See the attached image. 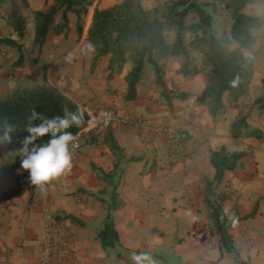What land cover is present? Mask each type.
I'll return each mask as SVG.
<instances>
[{
    "label": "crops",
    "instance_id": "obj_1",
    "mask_svg": "<svg viewBox=\"0 0 264 264\" xmlns=\"http://www.w3.org/2000/svg\"><path fill=\"white\" fill-rule=\"evenodd\" d=\"M53 3L54 0H28L25 7L32 17L24 13L25 7L21 10L27 19H33L35 10L46 11ZM68 17L69 27L65 31L54 33L52 29L44 43L38 44L40 58L37 65H30V59L24 57L21 63L24 65L17 67L13 79L16 84L7 88L0 100L18 86L48 84L84 107L113 108L120 113L146 118L163 129L176 130L182 125L193 134L187 145L191 150L187 160L191 184H172L170 176L164 177L158 167L157 161L168 149L163 132L108 124L102 129V143L95 144L90 138L81 150L73 152L71 174L54 181L44 192L32 184H19L12 179L4 184L0 178V194L6 190L19 191L17 196L0 202V264H40L46 211L61 216L71 231L73 242L65 264H133V254L140 253H148L155 264H161L166 259L163 252L171 256L172 264H227L224 261L227 260L226 248L220 243V235L209 224L205 225L210 221V208L204 201L206 180L215 176L210 152L222 147L228 152L247 153L235 169L225 172L216 188L218 194L227 196L223 202L226 230L233 249L241 258L251 264H264V136L234 139L231 126L235 119L227 121L220 117L222 113L214 118L206 104L196 101L206 87L205 84L194 87L197 79H204L200 74L193 75L188 86L181 88L191 96L174 98L172 106L168 101L160 100L162 96L157 93L154 73L148 80L142 78L135 99L126 100V74L132 68V62L128 60L121 73L109 78L110 55L102 56L93 66L94 53L89 54L84 47L89 43L87 37L76 36V13L68 12ZM59 23H62V11L55 17V24ZM68 33L70 36L66 37ZM34 35L33 32L30 38ZM70 53L72 59L68 60L66 57ZM0 69L3 74L7 66ZM29 70L34 73L25 72ZM181 79L182 74H178V84ZM250 126L264 133V127ZM110 132L125 150L119 167L122 204L115 212L120 243L115 249L104 248L99 238L106 210L94 195L107 184L96 168L102 167L105 172L114 169L115 155L105 141ZM9 158L17 167L20 179L30 180L29 172L21 167V161L15 160L8 144H0V169ZM201 176L205 182L200 181ZM169 214L173 215L176 224L174 238L173 235H162L161 231L146 229L159 215L165 218ZM148 230L154 232L148 235ZM165 237L168 241L178 239L174 246H169L165 244ZM165 246L172 251L164 250ZM166 264L171 262L168 260Z\"/></svg>",
    "mask_w": 264,
    "mask_h": 264
},
{
    "label": "trees",
    "instance_id": "obj_2",
    "mask_svg": "<svg viewBox=\"0 0 264 264\" xmlns=\"http://www.w3.org/2000/svg\"><path fill=\"white\" fill-rule=\"evenodd\" d=\"M5 1V0H2ZM20 1L21 6L17 4ZM96 0H55L46 11L35 10L36 20L35 42L42 45L48 33L54 29L61 33L69 27L68 12L77 15V31L81 36L84 31V16L88 14L90 7ZM259 0H229L226 7L229 8L233 20L228 32L216 33L212 25V15L198 0H165L162 6L148 9L142 0H123L107 8L95 7L92 22L88 30V39L95 45L93 66L106 55H110L108 65L111 78L115 73H121L125 64L131 58L133 66L126 74L128 90L126 100L137 97L138 84L142 80L147 65H151L156 78V83L162 88L163 95L170 106L173 99H186L191 96L186 91H171L167 93L166 82L167 62L169 55H183L185 62L180 68L184 76L203 73L208 84L202 91L206 99L210 114L216 118L225 108L224 97L228 93L232 101L237 102L250 92V86L254 74L253 46L256 42L255 31L264 27V18L260 15L245 11L247 5ZM10 8L7 17L10 24L20 38L25 35L26 16L21 7L27 6V0H9ZM62 11V23L55 24V17ZM189 14L197 16L198 20L187 23ZM175 31V41L169 43L167 32ZM186 31L191 33L189 43H186ZM233 43L237 46L233 47ZM17 47L21 54L18 62L22 63L24 56L21 51L22 44L13 37L1 36L0 45ZM250 52L247 54L245 50ZM191 50L202 53V63L194 62ZM263 94L256 99V105L260 112L264 113V77L261 79ZM76 111L77 107L84 112V123L79 127L69 129L73 134L79 132L89 122V115L74 98L67 95L57 87L48 84L35 86H18L11 90L0 100V120L7 119L17 126V132L12 134L11 143H7L15 156L16 161H21L19 149L22 147L23 138L28 135L24 131L26 118L32 109L42 113L46 117L63 115V108ZM40 121H34L38 124ZM234 139L256 136L261 138L264 133L261 129L252 128L248 123V117L242 115L236 118L231 126ZM50 136L38 140L44 143ZM106 143L115 155L114 169L105 172L102 167H97L100 177L107 184L95 197L102 202L106 210L104 227L99 232V238L104 248H115L120 243V233L115 223V212L121 206L119 185V167L124 158V147L110 132L105 138ZM244 151L228 152L225 147L210 152V162L215 168V176L212 180H206L204 201L210 208L215 232L220 235V243L226 249L235 252L239 264H251L247 259L239 257V253L233 249L232 240L226 230L227 217L223 209L226 199L224 193H217V185L222 181L227 170L235 169L240 160L246 156ZM19 184H25L20 179ZM31 184V183H28ZM18 190H6L0 194V202L15 197ZM75 219L74 216H70Z\"/></svg>",
    "mask_w": 264,
    "mask_h": 264
},
{
    "label": "rangeland",
    "instance_id": "obj_3",
    "mask_svg": "<svg viewBox=\"0 0 264 264\" xmlns=\"http://www.w3.org/2000/svg\"><path fill=\"white\" fill-rule=\"evenodd\" d=\"M122 1L123 0H96L95 3L90 7L88 14L84 16L83 34L80 36L79 33H77L76 36H79V38L87 37L86 39L90 42V40L88 39V30L92 22V16L95 7L98 6L99 8H107ZM198 1L205 7V9L209 13H211L213 18L212 25L216 33L219 34L223 32H228L230 30L233 20L231 18L229 8L226 7V4L229 0H198ZM142 2L146 8L152 9L156 6H162L165 3V0H142ZM17 4L21 6L20 1H18ZM24 7L25 6H22L21 9ZM9 8H10L9 0H5V1L0 0V37L1 36L13 37L15 35V38L18 39L22 44L21 51L23 56L25 57V60L26 57H28L30 59V65L35 66L38 64V59L40 58L39 45L36 44L35 42V35L34 37L30 38V35L33 32L35 34V27H36L35 17L33 19L26 18L27 23H26L25 35L23 38H20L17 32L11 26L9 21L10 19L7 17V12ZM24 10H25L24 13L28 14L27 15L28 17H32V13L28 9H26V7ZM245 11L248 13L260 15L264 18V0H259L257 2L247 5ZM197 20H198L197 16L193 14H189V16L187 17L188 24ZM54 33H56L55 30ZM255 33L257 39L252 49L253 57H254V74L250 86V92L248 95L241 97L237 102L232 101L229 94L226 93L224 97L225 108L222 114L220 115V117L224 118L227 121L228 120L232 121L233 119H236L242 115H246L249 117V122L252 126L258 125L259 127H264V113L259 111L258 106L256 105L255 102L256 99L263 94L261 79L264 77V27L256 30ZM68 36H70L69 33L66 37ZM185 36H186L185 39L186 43H189L191 39V33L189 31H186ZM167 40L169 43H173L175 41L174 30H169L167 32ZM235 46H237V44L233 43V47ZM245 52L248 54L250 50L246 49ZM20 54L21 52L17 47H12L4 44L0 45V68L7 66V70L4 71L3 74H1L0 72V96L7 90V88H11L16 84L13 81V79L16 77L17 67L20 66L21 64L17 62V59L19 58ZM191 54L193 56L194 62L200 65L202 63V58H203L202 53H200L197 50H191ZM129 60L132 62L131 58ZM166 62H167V73L165 78L168 85L167 93L172 94L171 91H177V90L181 91V88H186L190 82V78H193V75L184 76L182 74V79L180 81V84H178L176 80L178 74H181L180 68L183 66L185 62V57L183 55H178V56L169 55L166 58ZM21 65H24V63ZM168 66H169V70H168ZM32 70H35V68ZM146 70H147V74H146ZM25 72L34 73V71H30V70ZM152 73H154V70L152 66L148 64L145 69V73H144L145 76H143L145 77V80H148L149 77L152 76ZM199 74L203 75L204 79L202 80L197 79L194 85L195 88H200L203 87L204 84L205 85L208 84V80L205 77V75L203 73H199ZM154 83L158 86L157 93L159 92L162 96L160 100H162L163 102H167V99L163 95L162 88L156 83L155 73H154ZM198 96L199 97L198 99H196V101H198L200 104L202 103L205 104L206 99L203 97L202 93H200ZM179 126H180L179 128H182L189 133L188 136L189 139L188 144H189V141L190 139H192L193 134L191 135L190 130L187 129L186 127H183L182 125ZM91 139H94L92 142H95V144L102 143V138L93 137ZM166 148H168L167 151L164 149L163 151L166 152L163 154V157L159 159L160 163L157 161L158 167L161 169V171L164 172V177H167V175H169L171 181H173L172 184H191V182L189 181V179L191 178L190 177L191 169L188 167L187 164V160L191 154L190 148L187 147L185 153L177 152V149L175 148H169V147ZM171 150L174 151L172 152ZM9 159L10 160L8 159L5 160L6 163L0 169V174H1L0 178L2 183L4 182V184L10 182V179L16 180L18 182V180L21 178L20 175L17 173V167H15L13 163H11L13 162V160H11V158ZM178 167L179 170H177ZM204 176L205 178L207 177V175ZM203 180L204 177L201 176L200 181L205 182V180L204 181ZM28 183H31L30 180H25V184ZM206 224H209V227L213 228L212 230H214L215 232V226L213 219L211 218V215H210V221L208 222L206 221L205 225ZM175 225H176L175 220L172 214H169L165 218L159 215L158 217H156L154 224H152V226L150 227H147L146 229L161 231L162 235L164 236L173 235L174 238L177 234V229ZM153 232H149L148 230L147 234L151 235ZM177 239L178 238L174 239L173 241H168L167 237H165V244H168L169 246H174L177 242ZM118 245L116 246V248L118 247ZM164 250L172 251L170 248L166 246ZM109 251L112 250L109 249ZM225 254L227 260L224 261L227 264L238 263L236 260L237 257L235 255V252L226 249ZM163 255L165 256L166 259L162 260L161 264H166L168 260L172 264L171 256L164 252ZM239 257H241L240 254Z\"/></svg>",
    "mask_w": 264,
    "mask_h": 264
},
{
    "label": "clouds",
    "instance_id": "obj_4",
    "mask_svg": "<svg viewBox=\"0 0 264 264\" xmlns=\"http://www.w3.org/2000/svg\"><path fill=\"white\" fill-rule=\"evenodd\" d=\"M85 49L89 54L95 52V45L87 43ZM66 59L71 60L70 53ZM34 121H40L34 124ZM84 123V112L77 107L71 111L63 108V115L51 118L32 109L26 118L24 131L28 133L22 140L19 155L22 156L21 167L29 172L32 185L44 192L56 180L71 174L73 169V152L77 144V135L69 131L73 126L79 128ZM91 123V121H89ZM17 132V126L6 118L0 120V144L11 143L12 134ZM50 136L47 142L38 140ZM133 264H155L148 253L133 254Z\"/></svg>",
    "mask_w": 264,
    "mask_h": 264
},
{
    "label": "built area",
    "instance_id": "obj_5",
    "mask_svg": "<svg viewBox=\"0 0 264 264\" xmlns=\"http://www.w3.org/2000/svg\"><path fill=\"white\" fill-rule=\"evenodd\" d=\"M83 108L89 115L91 123L88 122L76 133L78 134V147L75 148L74 152L81 150L90 138H100L102 129L108 124L131 125L143 130H152L156 133L163 132L169 148H175L177 152H186L189 133L182 128L176 130L163 129L154 126L146 118L120 113L113 108L93 109L88 106H83ZM44 221L40 264H65L73 242L69 226L61 216L51 211L45 212Z\"/></svg>",
    "mask_w": 264,
    "mask_h": 264
}]
</instances>
